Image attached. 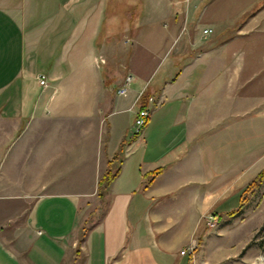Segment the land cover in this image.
Returning <instances> with one entry per match:
<instances>
[{
  "label": "crops",
  "instance_id": "obj_1",
  "mask_svg": "<svg viewBox=\"0 0 264 264\" xmlns=\"http://www.w3.org/2000/svg\"><path fill=\"white\" fill-rule=\"evenodd\" d=\"M168 1L170 66L101 200L98 180L130 137L114 116L144 87L108 97L97 45L119 18L109 0H0V264L204 263L180 250L264 168V0H175L180 30ZM221 93L230 105L215 110ZM86 197L105 207L80 233Z\"/></svg>",
  "mask_w": 264,
  "mask_h": 264
},
{
  "label": "rangeland",
  "instance_id": "obj_2",
  "mask_svg": "<svg viewBox=\"0 0 264 264\" xmlns=\"http://www.w3.org/2000/svg\"><path fill=\"white\" fill-rule=\"evenodd\" d=\"M134 2L141 3L140 12L134 8L136 7L133 5ZM175 2L173 0L174 9L170 15L172 22L176 23L180 30L185 21V15L178 5L175 6ZM109 5L111 7L109 14L119 18L121 32L106 43L99 41L98 64L104 75V82L107 84L111 82L107 89L110 100L118 96L117 91L122 87L124 78L128 74L134 76V81L130 83L128 90L138 91L140 83L144 85L137 93L134 110L114 116L123 124H127L129 135L132 136L136 132L134 120L140 93L146 87L150 89L162 85L170 66L169 58H167L171 53V48H167L169 35L164 28L169 17L170 2L168 0H109ZM138 13L140 15L136 16ZM131 24L135 25V28L132 34H129L128 32L132 30L129 27ZM115 89L116 92H114ZM215 99L217 100V96ZM230 101V95L221 93L220 107H215V110L227 109ZM196 104L200 113L203 110L204 116L210 115L209 113L214 109L213 97L208 92L201 94ZM69 174L74 175V173ZM262 182L249 194L248 201L235 215H231L229 211L238 207L241 183L236 186V189L232 188L234 193L226 200V203H221V208L215 210L218 215L215 214L217 221L213 226L206 224V216L212 212L203 215L191 243L198 251L197 262L200 260L204 262L203 264H264V181ZM86 199L89 202L81 204L78 214L80 222L84 219L80 233L99 220L105 207L104 202L97 204L96 201H92V197H86Z\"/></svg>",
  "mask_w": 264,
  "mask_h": 264
},
{
  "label": "trees",
  "instance_id": "obj_3",
  "mask_svg": "<svg viewBox=\"0 0 264 264\" xmlns=\"http://www.w3.org/2000/svg\"><path fill=\"white\" fill-rule=\"evenodd\" d=\"M139 15H140L139 13L136 14V16H139ZM110 83L111 82H108V84L107 83H104V84H105V86H108ZM114 92H116V89ZM151 96H152V93H151L150 89L148 87H146L142 91V93L140 94V96L138 98V108H148L150 105L148 102V99ZM110 102L112 104L113 99H111ZM148 120H149V116L147 117L145 124L148 122ZM140 130H141V128L139 130H137L136 132H134V134L130 137H124L120 143L119 149L107 161L106 169L103 172V174L101 175V177L99 178L98 183H97V185H98L97 193H98V196L101 200H103L104 194L106 193L108 186L110 185V183L113 181V179L117 176V174L120 171V166L122 163L123 153H124V149H125L126 145L129 144L139 134ZM161 171H162L161 168H157L155 170L148 172L147 173L148 180L146 182V186H147V184L151 183L155 179V177L158 174H160ZM263 178H264V168L262 170H260L257 173V175L243 187V189L241 190L240 201H239L238 207L236 209L229 211V213L231 215H235L236 213L239 212L240 209H242L244 207L245 203L249 199V194L251 192H253V190L262 182ZM195 251H196V249H193V251L190 252V254H189L188 259L190 262L192 260V254Z\"/></svg>",
  "mask_w": 264,
  "mask_h": 264
},
{
  "label": "built area",
  "instance_id": "obj_4",
  "mask_svg": "<svg viewBox=\"0 0 264 264\" xmlns=\"http://www.w3.org/2000/svg\"><path fill=\"white\" fill-rule=\"evenodd\" d=\"M210 31V29H204V32H208ZM102 60V59H101ZM38 79V83L43 86L46 87L47 85V81H46V77L43 74H39L37 76ZM134 81V76H132L131 74H128L125 76L124 78V82L121 88L118 89L117 94L118 95H122L125 96L128 92V86L130 85V83H132ZM141 94V93H140ZM140 96V95H139ZM153 96L149 97L148 102L150 104V102L153 101ZM139 98V97H138ZM138 100V99H137ZM150 115V108H138L135 111V120H134V126L136 131L139 130L140 128H142V126L145 124V121L147 119V117ZM217 221V216L215 214H210L206 216V224L208 226H213ZM194 249V245L191 244L188 248L186 249H181L180 250V254H185L186 252H192Z\"/></svg>",
  "mask_w": 264,
  "mask_h": 264
}]
</instances>
